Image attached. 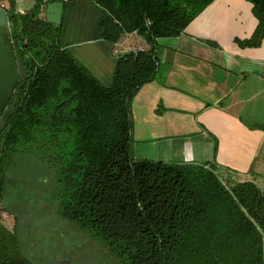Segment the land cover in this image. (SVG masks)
Wrapping results in <instances>:
<instances>
[{
  "label": "trees",
  "instance_id": "obj_1",
  "mask_svg": "<svg viewBox=\"0 0 264 264\" xmlns=\"http://www.w3.org/2000/svg\"><path fill=\"white\" fill-rule=\"evenodd\" d=\"M56 1L6 9L27 78L0 118V201L14 158L35 154L55 168L58 215L120 264H264V192L254 182L225 184L215 163L132 156L129 104L157 72V40L178 37L214 0H88L101 40L136 33L149 45L117 56L108 86L62 44L65 10L58 25L41 17ZM250 2L257 26L235 41L242 48L264 40V0ZM0 264H32L1 221Z\"/></svg>",
  "mask_w": 264,
  "mask_h": 264
},
{
  "label": "crops",
  "instance_id": "obj_2",
  "mask_svg": "<svg viewBox=\"0 0 264 264\" xmlns=\"http://www.w3.org/2000/svg\"><path fill=\"white\" fill-rule=\"evenodd\" d=\"M65 1H56L65 10L62 44L101 85L110 84L117 56L149 49L136 33L116 44L101 40L96 7ZM14 3L24 13L34 0ZM256 26L250 0H214L178 37L157 40V72L129 104L135 160L215 163L225 184L264 186V40L235 43Z\"/></svg>",
  "mask_w": 264,
  "mask_h": 264
},
{
  "label": "rangeland",
  "instance_id": "obj_3",
  "mask_svg": "<svg viewBox=\"0 0 264 264\" xmlns=\"http://www.w3.org/2000/svg\"><path fill=\"white\" fill-rule=\"evenodd\" d=\"M55 175L35 154L16 156L6 171L0 221L15 232L23 255L32 264H120L99 241L58 215ZM260 189L264 192L263 185Z\"/></svg>",
  "mask_w": 264,
  "mask_h": 264
},
{
  "label": "water",
  "instance_id": "obj_4",
  "mask_svg": "<svg viewBox=\"0 0 264 264\" xmlns=\"http://www.w3.org/2000/svg\"><path fill=\"white\" fill-rule=\"evenodd\" d=\"M63 11L62 2L48 3L45 9V21L58 25ZM11 13L0 8V118L18 81H25L27 72L23 59L12 43Z\"/></svg>",
  "mask_w": 264,
  "mask_h": 264
},
{
  "label": "flooded vegetation",
  "instance_id": "obj_5",
  "mask_svg": "<svg viewBox=\"0 0 264 264\" xmlns=\"http://www.w3.org/2000/svg\"><path fill=\"white\" fill-rule=\"evenodd\" d=\"M12 40V39H11ZM13 43V42H12Z\"/></svg>",
  "mask_w": 264,
  "mask_h": 264
}]
</instances>
